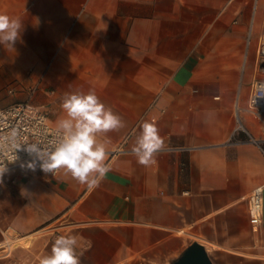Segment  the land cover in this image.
<instances>
[{
    "label": "crops",
    "instance_id": "0c3cea01",
    "mask_svg": "<svg viewBox=\"0 0 264 264\" xmlns=\"http://www.w3.org/2000/svg\"><path fill=\"white\" fill-rule=\"evenodd\" d=\"M259 0H0L22 25L0 45V106L29 101L50 123L65 93L94 90L125 121L107 140V174L81 185L62 171L14 166L0 178V264H40L59 235L80 264H171L192 242L212 264H264L248 195L264 196V145L245 111L264 19ZM261 24V25H260ZM8 87L3 92L1 89ZM163 140L142 165L141 121ZM29 238V242H20Z\"/></svg>",
    "mask_w": 264,
    "mask_h": 264
},
{
    "label": "clouds",
    "instance_id": "9594fccd",
    "mask_svg": "<svg viewBox=\"0 0 264 264\" xmlns=\"http://www.w3.org/2000/svg\"><path fill=\"white\" fill-rule=\"evenodd\" d=\"M22 28L18 18L0 14V45L14 48ZM61 108L64 116L57 121L55 138L44 148L28 146L26 151L33 159L20 166L32 171L39 167L45 174L52 175L62 171L81 185H96L109 171L106 165L108 141L99 137L125 127V121L91 89L87 93H65ZM139 128L131 152L140 164L149 165L162 149L163 140L153 122L143 120ZM6 170L0 166V178ZM77 248L75 235H59L50 254L44 256L40 264H80Z\"/></svg>",
    "mask_w": 264,
    "mask_h": 264
},
{
    "label": "built area",
    "instance_id": "2783aa9c",
    "mask_svg": "<svg viewBox=\"0 0 264 264\" xmlns=\"http://www.w3.org/2000/svg\"><path fill=\"white\" fill-rule=\"evenodd\" d=\"M253 73L245 111L258 121L262 129V138H252L243 127L238 106L235 107L237 123L234 132L242 130L251 142L264 145V26L257 37ZM56 130L57 127L50 123L46 114L29 101L0 106V166L8 170L30 161L33 156L28 154L26 148L30 145L46 147L55 138ZM248 203L249 222L252 230L256 231L264 210L261 187H256L249 193Z\"/></svg>",
    "mask_w": 264,
    "mask_h": 264
},
{
    "label": "water",
    "instance_id": "95a60500",
    "mask_svg": "<svg viewBox=\"0 0 264 264\" xmlns=\"http://www.w3.org/2000/svg\"><path fill=\"white\" fill-rule=\"evenodd\" d=\"M171 264H212L202 244L194 241Z\"/></svg>",
    "mask_w": 264,
    "mask_h": 264
},
{
    "label": "bare ground",
    "instance_id": "6f19581e",
    "mask_svg": "<svg viewBox=\"0 0 264 264\" xmlns=\"http://www.w3.org/2000/svg\"><path fill=\"white\" fill-rule=\"evenodd\" d=\"M20 242L27 243V242H29V238H23V239H21ZM2 246H5L6 249L9 250L10 248H12L14 246V240L7 239V240H5L4 244L0 245V247H2Z\"/></svg>",
    "mask_w": 264,
    "mask_h": 264
},
{
    "label": "rangeland",
    "instance_id": "374dc122",
    "mask_svg": "<svg viewBox=\"0 0 264 264\" xmlns=\"http://www.w3.org/2000/svg\"><path fill=\"white\" fill-rule=\"evenodd\" d=\"M258 8L260 10V13L262 14V19H264V0H259L258 2ZM261 25V24H260ZM8 89V87L2 88L1 90L6 93V90Z\"/></svg>",
    "mask_w": 264,
    "mask_h": 264
}]
</instances>
